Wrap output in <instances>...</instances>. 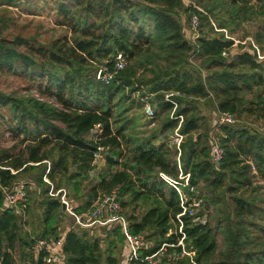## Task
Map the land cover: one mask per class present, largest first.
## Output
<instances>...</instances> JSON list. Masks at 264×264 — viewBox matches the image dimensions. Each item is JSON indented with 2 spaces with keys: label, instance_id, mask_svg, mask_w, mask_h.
<instances>
[{
  "label": "trees",
  "instance_id": "16d2710c",
  "mask_svg": "<svg viewBox=\"0 0 264 264\" xmlns=\"http://www.w3.org/2000/svg\"><path fill=\"white\" fill-rule=\"evenodd\" d=\"M54 1L61 16L58 24L68 27L71 37L46 45L21 35L8 36L6 19L0 27V73L46 80L38 87L47 98L17 97L0 90V121L7 122L17 141L0 146V264H45V254H36L35 242L60 238L63 231L65 264H122L120 227H104L101 236L74 222L69 228L62 226L68 215L59 197L49 195L44 175L55 189L65 188L68 197L79 202L77 212L117 191L131 231L146 235L148 248L142 256L153 254L165 242L178 241L179 196L160 175L180 173L178 150L169 143L178 121L170 116L167 91L182 93L178 98V112L185 117L181 168L190 173L191 183L213 209L214 223L193 224L184 217L188 249L195 251L198 264H264V198L253 199L264 187L250 189L256 179L264 181V133L237 120L200 131L195 107L182 105L189 98H210L220 113L264 119V63L249 49L234 51V41L221 30L229 25L214 22L211 14L216 13L200 12L183 0ZM220 1L237 5L245 0ZM18 2L0 0V5ZM194 15L199 25L198 36L192 39L186 24ZM254 40L264 43V26ZM226 49L228 57L222 55ZM118 53L127 66L107 83L98 72L106 66L113 73ZM127 88L143 89V97L151 96L156 116L145 118L155 128L146 136L132 137L125 123L117 126L121 97L114 100ZM1 107L13 112L10 119H5ZM97 124L102 132L94 134ZM213 137L225 152L219 167L212 160ZM98 146L106 147L114 158L111 163L107 160L106 171L94 165ZM24 177L29 187L26 201L17 209L5 207L6 190ZM176 250L170 249L162 264H192L188 257L169 256Z\"/></svg>",
  "mask_w": 264,
  "mask_h": 264
},
{
  "label": "built area",
  "instance_id": "2783aa9c",
  "mask_svg": "<svg viewBox=\"0 0 264 264\" xmlns=\"http://www.w3.org/2000/svg\"><path fill=\"white\" fill-rule=\"evenodd\" d=\"M193 4V2L191 3ZM196 8V7H195ZM198 9V8H197ZM193 38L198 36L199 19L194 15L193 19ZM227 39L233 40L235 46L246 45V49H249L252 53L256 54L258 61L264 63V52L252 38H247L244 41L237 40L232 35H229L225 30H222ZM229 50H224L222 55L228 57ZM126 58L118 53L115 56V71L111 73L108 67H104L99 73V77L109 83L114 75L124 69L127 66ZM182 97V93L179 91H167L165 92V100L172 104L171 117L178 121V125L174 130L173 135L170 137L169 143L171 146L176 147L178 150V166L180 173L178 177L161 173V177L173 187L178 196L181 206V212L177 215L178 233L180 237L176 243L165 242L160 249L151 255L142 256V250L148 248V241L144 233H133L130 229L129 220L121 213V204L118 200L117 191L106 195L103 198L98 199L90 208L83 212H77L74 204L69 200L67 191L65 188L55 189L54 183L44 175V181L50 186L49 195L53 197H59L62 205H65V213L72 217L76 226L81 228H104V227H116L119 226L124 236V253L122 258V264H138L143 262L144 264H160L163 257L168 254L170 249H178L171 252L170 257L174 259L188 257L192 264H198L195 261V251L188 249L186 244L187 233L184 230V217L191 218L193 224H205L207 222L208 210L204 199L199 195V191L195 185L190 181V173H183L180 163V156L182 153L181 145L185 139V135L181 132L182 125L184 123V115L178 112L179 100ZM38 99L44 100L42 97ZM143 112L145 116L152 120L156 116V109L152 105L150 96L141 97ZM236 122L235 116L228 112L219 113L216 119V126L222 124H233ZM154 125V122L151 123ZM101 124L95 125L92 133H101ZM212 160L216 167H219L224 158V148L221 146L216 138H212ZM107 148L104 146H98L94 151V165L96 170L102 169V164L107 162ZM50 168L47 169V173ZM95 175V174H92ZM28 185L20 181L13 188L6 190L4 206L7 208H19L21 204L26 201L28 195ZM172 234V230L168 235ZM65 240V236L60 238H41L35 242L36 254L44 253L45 264H65V260L62 253V246Z\"/></svg>",
  "mask_w": 264,
  "mask_h": 264
},
{
  "label": "rangeland",
  "instance_id": "374dc122",
  "mask_svg": "<svg viewBox=\"0 0 264 264\" xmlns=\"http://www.w3.org/2000/svg\"><path fill=\"white\" fill-rule=\"evenodd\" d=\"M183 1L186 5H193V7L198 8V10L203 13L211 14L210 10H212L214 13H216L215 17L211 14L214 22L218 23L217 21L219 20L222 23L229 25V27L222 28L221 30H225L229 35H232L234 38L240 41H244L247 38L256 39L257 32L261 29V27L264 26V14H262L263 9L261 8L264 6V0H245L244 2H241L237 5L220 0H205L203 4H198L196 1L191 0ZM192 2L193 4H191ZM56 7L57 2L54 0H19L15 6H9L7 4L0 5V27L2 26V20L6 19L8 23L6 34H8V36L11 37L21 35L30 39L32 43H43L46 45H49L55 39L64 37L66 35L71 37L72 33L70 29L66 26L58 24L61 16H59ZM196 16L198 17V15ZM186 27L188 33L190 34L191 32L192 35L193 21L189 25L186 24ZM191 38L195 39L193 36ZM257 44L262 47L261 49L264 52V43ZM245 47L246 45L240 44L235 48L234 51H242L245 49ZM196 63L198 65L200 64V62ZM101 67L104 69L103 66ZM203 71L206 73L205 69H203ZM100 72L101 68L98 72V77L100 76ZM141 73L142 71L139 73V75ZM42 81L46 83V80L34 81L31 79V77H29V75H25L23 73H0V90L17 97L35 96L37 98L42 97L43 99H47L39 91L38 84L40 85ZM143 92H145L143 89H140V91L138 90L131 92V88H127L123 96L119 95L114 100L117 102L119 97H121V108L116 112V119L118 121L117 126L125 123L127 135H132V137L146 136L155 128L152 124H149L145 118L141 101ZM148 95L150 96V94H146V96ZM125 96L127 97L126 99L123 98ZM182 105L189 106L191 108L195 107V112L197 115H199V117H201L199 122L202 123V128L200 131H204L206 126H208L210 129L211 127L213 128L214 123L216 122V119L220 113L217 111L216 104L210 98H189L184 101ZM1 111L6 115L5 119H10V114L12 115L13 113L8 107H1ZM171 113L172 112H170V116ZM235 117L239 124H244L254 131L262 134L264 133V119L255 118L253 116L240 118L239 115H236ZM136 118L138 119L136 122H134ZM214 128H216V125ZM16 142L17 141L11 137L9 128H7V122L4 120L3 122L0 121V146L10 147L16 144ZM102 169L103 171L108 169L107 163L102 164ZM92 176L96 177L94 175ZM21 181L26 182L28 179L24 177ZM257 185H262V187H264V181L259 178L256 179L254 186H252L250 189H255ZM254 195L255 196L253 199L259 200L264 198V192L261 193L258 191ZM203 199L205 201L204 197ZM69 200H71L74 206L79 204V202L76 200L70 198ZM206 208L208 210L206 223H209L210 221L214 223L212 218V207L208 208L206 204ZM67 215L68 216L62 225L64 227H69L72 225V222H74L72 217L69 216V214ZM95 230L98 235H105L104 228H96ZM150 245L151 243H149V246ZM219 245L220 249H224L222 235L219 236ZM162 262L163 259L160 264H162Z\"/></svg>",
  "mask_w": 264,
  "mask_h": 264
},
{
  "label": "water",
  "instance_id": "95a60500",
  "mask_svg": "<svg viewBox=\"0 0 264 264\" xmlns=\"http://www.w3.org/2000/svg\"><path fill=\"white\" fill-rule=\"evenodd\" d=\"M200 138H201V135H198L196 139H200ZM107 160L109 163H111L114 160V158L111 156H108ZM63 210L65 211V205H63Z\"/></svg>",
  "mask_w": 264,
  "mask_h": 264
},
{
  "label": "crops",
  "instance_id": "0c3cea01",
  "mask_svg": "<svg viewBox=\"0 0 264 264\" xmlns=\"http://www.w3.org/2000/svg\"><path fill=\"white\" fill-rule=\"evenodd\" d=\"M216 125V122L214 123V126ZM69 228V227H68ZM63 234L65 235L66 234V231H63Z\"/></svg>",
  "mask_w": 264,
  "mask_h": 264
}]
</instances>
